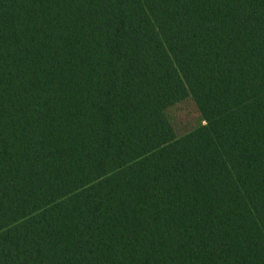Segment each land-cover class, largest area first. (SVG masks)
Instances as JSON below:
<instances>
[{
    "label": "trees",
    "instance_id": "16d2710c",
    "mask_svg": "<svg viewBox=\"0 0 264 264\" xmlns=\"http://www.w3.org/2000/svg\"><path fill=\"white\" fill-rule=\"evenodd\" d=\"M0 264H264V0H0Z\"/></svg>",
    "mask_w": 264,
    "mask_h": 264
},
{
    "label": "rangeland",
    "instance_id": "374dc122",
    "mask_svg": "<svg viewBox=\"0 0 264 264\" xmlns=\"http://www.w3.org/2000/svg\"><path fill=\"white\" fill-rule=\"evenodd\" d=\"M177 135H182L205 123L194 100L188 97L166 111Z\"/></svg>",
    "mask_w": 264,
    "mask_h": 264
}]
</instances>
